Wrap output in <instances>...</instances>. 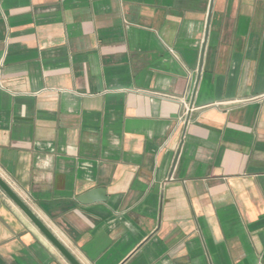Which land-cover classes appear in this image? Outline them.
Returning a JSON list of instances; mask_svg holds the SVG:
<instances>
[{"label": "crops", "instance_id": "0c3cea01", "mask_svg": "<svg viewBox=\"0 0 264 264\" xmlns=\"http://www.w3.org/2000/svg\"><path fill=\"white\" fill-rule=\"evenodd\" d=\"M0 176L80 264H264V0H0ZM0 264H69L1 190Z\"/></svg>", "mask_w": 264, "mask_h": 264}, {"label": "water", "instance_id": "95a60500", "mask_svg": "<svg viewBox=\"0 0 264 264\" xmlns=\"http://www.w3.org/2000/svg\"><path fill=\"white\" fill-rule=\"evenodd\" d=\"M0 190L18 207L29 221L48 239L56 250L69 264H80L66 247L52 234L46 225L34 214V212L20 199L10 186L0 176Z\"/></svg>", "mask_w": 264, "mask_h": 264}, {"label": "built area", "instance_id": "2783aa9c", "mask_svg": "<svg viewBox=\"0 0 264 264\" xmlns=\"http://www.w3.org/2000/svg\"><path fill=\"white\" fill-rule=\"evenodd\" d=\"M180 120H183V117H180Z\"/></svg>", "mask_w": 264, "mask_h": 264}]
</instances>
